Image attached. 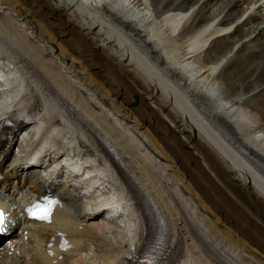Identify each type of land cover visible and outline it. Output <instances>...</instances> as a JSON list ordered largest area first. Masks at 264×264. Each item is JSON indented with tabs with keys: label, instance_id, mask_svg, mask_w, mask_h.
<instances>
[{
	"label": "bare ground",
	"instance_id": "6f19581e",
	"mask_svg": "<svg viewBox=\"0 0 264 264\" xmlns=\"http://www.w3.org/2000/svg\"><path fill=\"white\" fill-rule=\"evenodd\" d=\"M117 1L126 16L147 21L145 8L155 15L165 11L152 31L165 38L172 29L178 39L160 50L142 46L145 41L134 30L123 32L104 19L100 32L72 2L0 0V59L10 90L0 93V124H12L0 129V205L7 201L11 216L0 264H135L128 257L130 247L140 254L158 216L166 228L163 260L264 264V164L259 162H264V22L259 7L227 37L214 31L205 38L213 20L220 29L232 27L260 1ZM196 6L182 21L181 14ZM111 37L129 45L136 68ZM188 37L192 47L179 55L177 42ZM141 47L155 64L140 57ZM200 53L204 66L186 64ZM162 56L184 76L165 66ZM205 73L213 74L216 84L199 81ZM159 75L160 87L153 78ZM168 91L176 94L177 107ZM188 100L197 108L181 104ZM199 108L204 117L198 116ZM47 139L50 144L43 148ZM17 142L21 155L11 158L10 147ZM80 152L93 171L87 185L99 176L113 197H105V187L106 200L81 206L80 191L55 174L66 154L79 157ZM33 153L40 158L34 160ZM40 196L58 199L50 223H33L21 210ZM106 208L123 210L121 228L105 218ZM260 219L259 229H248Z\"/></svg>",
	"mask_w": 264,
	"mask_h": 264
},
{
	"label": "rangeland",
	"instance_id": "374dc122",
	"mask_svg": "<svg viewBox=\"0 0 264 264\" xmlns=\"http://www.w3.org/2000/svg\"><path fill=\"white\" fill-rule=\"evenodd\" d=\"M62 1H65V2H69V4L70 5H73V7H74V9L79 13V10L80 9H82L81 7H80V4H77L75 1H73V0H62ZM248 1H252V2H255V1H257V0H248ZM260 2L257 4V5H254V7H248V10H247V12H246V14H245V16H244V18L243 19H241L240 21H237L232 27H227V28H218L216 25H217V22H218V19H215V20H213L212 22H211V24H209L208 26H207V33L205 34V38L206 39H209L210 37H212V36H210L211 34H212V32H220V34L218 33L217 35H223L222 37H227L228 35H230L233 31H234V29L238 26V25H240V23L242 22V20H245L246 18H247V16H249L257 7H259V12H260V15H261V20H260V22H264V0H259ZM91 9H94L93 8V6L91 7ZM91 9H89V8H87V10H85L89 15H91V14H94V12L93 11H91ZM197 9V6L196 7H194V8H192V10L190 9V10H188L187 11V13L186 14H181V16L182 17H184V19H182V21H184L187 17H189L192 13H193V11H195ZM249 11V12H248ZM253 14V13H252ZM79 15H80V13H79ZM81 17H83L82 15H81ZM246 17V18H245ZM258 18H260V17H258ZM84 19H85V21H88V22H92V26H94V27H98L99 29V31L100 32H104V29H103V26H102V22H101V20L99 21H92V20H89V19H87V18H85L84 17ZM113 25V24H112ZM157 25H159V22H156V26ZM114 26V25H113ZM155 26V27H156ZM177 27H179V25L177 24ZM262 27L264 28V24L262 25ZM175 34V32H174V30H172V29H170V31H168V32H164V35H165V39H166V41H168L169 43H171L172 42V40L173 39H175V37H173V35ZM109 36H111L112 35V33H111V31H110V33L108 34ZM148 38H150V36L148 35L147 36ZM134 38V37H133ZM111 39L113 40V38L111 37ZM136 39V38H135ZM176 39H178V38H176ZM120 41V40H119ZM190 41V39H189V37L188 38H185V39H183V40H181V41H175V42H177L178 43V46H177V53L179 54V55H183L184 54V52L186 53V51H188L189 49V47H192V43H191V41ZM113 42H114V40H113ZM122 42L120 41L119 42V44H120V47H122V44H121ZM173 44H175L174 42H173ZM124 45V44H123ZM182 46V47H181ZM120 51H124L123 52V54H124V56L128 59V57H127V55H126V53H125V51H126V49L124 50H120ZM181 53V54H180ZM131 55V54H130ZM163 55H165V53H163ZM132 58V59H131ZM205 56H204V53H200V54H198V56L197 57H195V58H192V59H190V60H188L187 61V65L189 64V65H194V66H204L205 65V63L204 62H206V60H205ZM131 59V60H130ZM130 59H128V60H130V62L134 59L133 57H132V55H131V57H130ZM172 60H174V58L172 59ZM133 61H135V59L133 60ZM136 62V61H135ZM191 62V63H190ZM131 64L133 65L134 63L133 62H131ZM217 64H218V62H217ZM216 64V65H217ZM219 65V64H218ZM165 66H167V67H169V68H171V70L173 71V72H175L177 75H180V74H182V71H180L181 69H179L176 65H173V63L170 61V60H167V61H165ZM221 66H222V64L220 65V66H217L215 69H214V75H216L218 72H219V70H220V68H221ZM134 67L136 68V66H135V64H134ZM2 69H4V66L1 64V62H0V79H3V77H2V75H1V71H2ZM137 69H138V67H137ZM140 69H141V67H140ZM207 69H209V68H207ZM139 70V69H138ZM179 73V74H178ZM210 73H211V71H210ZM210 73H205V74H203L200 78H199V81H201V82H204V83H208V82H210V83H215V81H213L214 79H213V74H210ZM207 74V75H206ZM160 76V75H159ZM182 76V75H181ZM159 79V77H156V79H154L155 81V85H156V83H157V85L156 86H158V87H160L159 86V84H158V82H157V80ZM213 79V80H212ZM216 80V79H215ZM87 81H89V79H87ZM182 83V82H181ZM216 84V83H215ZM218 85V84H217ZM206 86V85H205ZM175 88H176V90H177V87H176V85L174 86ZM220 87H222V86H219V88ZM172 92V93H171ZM167 95H169V96H167V97H171V99L173 100L172 101V103H173V105L174 104H176V106L175 107H177L178 105H177V102L173 99V98H175L176 97V94L173 92V91H168V94ZM185 117V116H184ZM186 118V117H185ZM191 124H193L194 126H195V124L193 123V122H191ZM204 136V135H203ZM205 137V136H204ZM23 148H25V147H23ZM20 151H21V149H19V147H18V143L14 146L13 145V149H12V151H11V158L13 157V156H17V155H19L20 154ZM245 156H240V158L241 159H243ZM245 159H246V157H245ZM257 161H258V159H257ZM259 162L260 163H263L264 164V162L263 161H261V160H259ZM254 164V163H253ZM255 166H259V163H256V164H254ZM263 172H264V170H262ZM61 188H63V189H65L66 191H68V188L67 187H61ZM69 192H71L70 190H69ZM85 202H87V203H89V202H94L92 199H89V198H87L86 200H85ZM3 242H1L0 243V245L2 244ZM91 250V249H90ZM88 252H92V251H88ZM89 254V253H88Z\"/></svg>",
	"mask_w": 264,
	"mask_h": 264
},
{
	"label": "snow or ice",
	"instance_id": "6c2138e0",
	"mask_svg": "<svg viewBox=\"0 0 264 264\" xmlns=\"http://www.w3.org/2000/svg\"><path fill=\"white\" fill-rule=\"evenodd\" d=\"M58 201L50 198H45L43 201L34 203L27 209L28 214L33 219H38L46 222H51L52 213L55 205ZM5 217L2 211H0V227H3Z\"/></svg>",
	"mask_w": 264,
	"mask_h": 264
},
{
	"label": "water",
	"instance_id": "95a60500",
	"mask_svg": "<svg viewBox=\"0 0 264 264\" xmlns=\"http://www.w3.org/2000/svg\"><path fill=\"white\" fill-rule=\"evenodd\" d=\"M260 222H262L261 219H260L259 222H257V225H256V226H255L254 223H249V227H248V229L251 230V231H253L255 227H257V228L259 229V228L261 227V224H259ZM239 223H240V224H243V220H240ZM236 237L238 238V236H236ZM241 241H242L243 243L247 242V240H245V239H243V238L241 239ZM249 244L252 246V249H254L255 244L252 243V242H249ZM242 246H244V244H242ZM250 251H251V250H250ZM251 252H253V251H251ZM254 253H256V254L259 255L258 252H254Z\"/></svg>",
	"mask_w": 264,
	"mask_h": 264
}]
</instances>
